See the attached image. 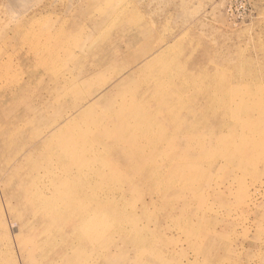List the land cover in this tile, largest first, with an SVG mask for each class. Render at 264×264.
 <instances>
[{"label": "rangeland", "instance_id": "1", "mask_svg": "<svg viewBox=\"0 0 264 264\" xmlns=\"http://www.w3.org/2000/svg\"><path fill=\"white\" fill-rule=\"evenodd\" d=\"M75 19L63 43L85 50L76 64L60 63L49 47ZM121 21L123 42L135 40L110 55L93 22L108 28ZM24 28L47 48L54 87L87 75L94 76L89 90H109L142 71L124 89L141 96L124 102L120 131L103 130L111 124L94 112L76 122L65 137L73 144L52 149L54 162L35 183L40 192L24 208L14 193L30 195L22 184L0 198V264H264V0H0V92L42 82L46 73L20 63ZM153 47L160 50L130 65ZM150 75L153 85L144 83ZM13 92L0 97V130L18 113H7L19 98ZM222 112V126L236 123L231 131H219L213 117ZM203 117L209 134L188 148L174 124L193 138ZM230 133L234 141L224 144ZM148 173L171 179L169 186L152 183ZM100 206L111 211L103 215ZM34 235L41 240L32 248Z\"/></svg>", "mask_w": 264, "mask_h": 264}, {"label": "bare ground", "instance_id": "2", "mask_svg": "<svg viewBox=\"0 0 264 264\" xmlns=\"http://www.w3.org/2000/svg\"><path fill=\"white\" fill-rule=\"evenodd\" d=\"M107 4H112L114 6L117 5V3L112 2H107ZM93 5L97 6L98 3L95 1L93 2ZM79 14H81L82 17V13L80 11ZM77 21L78 20L75 19L69 26L59 28L55 33V43L49 47L48 54L55 56V60L60 63L67 62L69 65L76 64L79 59L82 58L81 54L85 49H81L80 45L74 47V45L68 46L63 43L64 38L71 34L77 27ZM122 24L123 21L117 25H112L106 28L103 26V23L98 24L93 22V28L97 30L98 33L102 32L100 36H102V39L107 40V45L103 46L102 49L104 51H108L110 55H116L120 49V44L124 40V35L127 33V28H124V25ZM21 31L22 33H20V36L23 39L21 43L23 47H21V56L19 57L20 63L28 67L30 70H33L35 68L34 65H36L37 71L41 72L42 70H45L46 72L45 75L41 74L42 76L40 77V80H42V82H35V84H27L26 82L25 84L23 80L22 84L21 82H18L17 84L12 83L6 85L3 87V91L0 92L1 97L8 96V94H14V90L18 93L19 97L15 104L7 109L8 114L15 111L18 112L17 115L12 117L10 121H7L3 129L0 130V198L4 196L10 198L12 191L11 188L16 184V182L17 185L15 188H17L19 184H22L27 188L26 191L30 192V195L25 198V196L20 197L17 191H14V193L18 196V198H16L18 200V205L24 208L26 205L25 201L32 200L34 194L40 192L35 183L44 178V175H41L40 173V169L46 173L53 164L55 153L52 152V149H65L73 144L72 139L65 137L69 132L71 134L74 133L73 131H75V129L72 130L71 127L76 122L80 121L83 117L92 115L94 112L96 114L95 117L108 118L111 125L105 126L103 130L108 131L111 129L114 133L117 130L120 131L122 129L121 120L126 112V103L124 102L127 101L128 97H130L133 102L137 103L139 101L138 95L141 96L140 91L133 93L130 96L129 92H126L124 89L128 83L134 82L142 71H138L135 76L128 77L119 84L114 85L109 90L105 88L101 89V87H95L92 90H89V87L93 85L92 80L94 76L87 75L85 76V79H82L81 81L79 79H75L70 85H68L69 78H65L61 81L60 85L54 87L53 84H50V82L57 80L58 76L52 73L50 70L51 64L47 62L48 56H44L42 53L46 52L47 48L42 50V48L39 47V42H37L39 33L33 29L26 30L25 32H23V30ZM132 39V37H129L127 39L128 42L124 41L123 43L125 45L128 43L131 44L135 38L131 41ZM78 48L81 49V53H79ZM158 50L160 49L153 47L147 53L136 56L130 62V65H133L141 60L146 61L145 58L147 56L150 58V56ZM34 55H39V59L42 61L34 62ZM157 57L158 54L154 58ZM59 65L63 67V64ZM95 66L98 65L95 64ZM147 67L148 66H146V68ZM91 68L92 66L89 67L88 72L91 71ZM86 71L87 69L81 70L79 73L85 74ZM34 77H37V74H34ZM154 81L155 78L150 75L144 80V83L153 85ZM33 85L36 86L34 88V92L28 100L21 103L20 98L24 95L23 92L28 89V86L33 89ZM81 88H84V91L81 94H78V89ZM99 90L102 91L101 94L98 93ZM214 103V101H211L209 106H214ZM70 104L71 106L69 107ZM209 106L203 105L202 108L203 110H209ZM2 112L5 113L4 111ZM220 116L221 117H213L220 126L219 131L225 127H228L231 131L236 123H225L224 126H222L225 120V112L220 113ZM169 118L170 120L175 121L177 117ZM185 120L187 122H193L195 117H186ZM208 121L209 117H203L200 122H195V126L192 129L193 138L189 137L191 135V131H186L181 124H174V129H177L180 133L182 132V134L186 135V145L190 148L193 143V139L196 140L199 134H209V129L205 126ZM32 123L39 127L37 132L30 129L32 127ZM80 132L83 138H86L89 134L86 130H80ZM22 136L25 139L21 138ZM230 141H234L232 134L223 138L224 144ZM121 150L122 148L118 146L115 149V154H118ZM171 160L174 159L172 158ZM147 175H149V173ZM148 179H150L152 183H155L156 180H160V184L162 186H169V182L171 180L169 179L164 182V179L162 177L160 178L157 173L149 175ZM160 184L158 183V186L161 187ZM158 194L161 195V192L158 191ZM32 206L37 212L39 211L38 206ZM33 207H31L28 212L26 210V214H32ZM186 208H188V206L183 207V209ZM99 210L103 215L111 211L110 208H105L104 206H100ZM32 216L33 215L30 217ZM33 218H35V216H33ZM26 219L28 220L29 217ZM40 240L41 237L39 235L32 236L30 238V247L32 246V248H35ZM103 256L104 258H107V260H110L108 258V252L104 253ZM119 264L125 263L121 262Z\"/></svg>", "mask_w": 264, "mask_h": 264}]
</instances>
